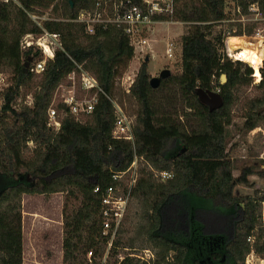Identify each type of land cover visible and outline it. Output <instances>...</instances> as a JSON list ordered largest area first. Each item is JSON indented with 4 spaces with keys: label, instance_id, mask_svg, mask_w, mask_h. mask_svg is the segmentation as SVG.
Wrapping results in <instances>:
<instances>
[{
    "label": "trees",
    "instance_id": "obj_1",
    "mask_svg": "<svg viewBox=\"0 0 264 264\" xmlns=\"http://www.w3.org/2000/svg\"><path fill=\"white\" fill-rule=\"evenodd\" d=\"M98 1L109 5L126 1L146 7L143 0H0V72L12 73L11 84L0 93V176L12 179L0 186V264H23V195L53 193L64 195L62 263L101 264L109 239L102 233L103 198L112 185L122 189L118 194L127 192L125 178L115 180L114 175L128 170L135 158L138 178L129 200L135 209L128 249H152L153 264H245L252 249L263 256L264 190L244 196L238 186L249 185L251 175L264 180V155L257 163L238 168L232 156L234 134L229 129L239 92L252 84L254 71L248 62L232 60L225 51L228 34L254 37L256 23L243 28L229 22L225 31L214 30L230 18L227 0H174L172 15H154L187 24L181 36V72L171 73L152 88L149 60L140 64L129 93L138 104L132 142L113 136L115 107L107 96L114 95L116 77L134 56L130 38L122 26L96 25L94 33H88L85 24L76 20L82 10L94 11ZM235 1L244 11L249 3H263ZM48 9L51 17L43 21V27L60 34L63 49L56 51L43 73L35 74L29 68L25 71L24 63L39 58L40 51L30 47L23 52L21 40L27 33L42 31L29 13L43 15ZM74 61L97 78L106 94H99L85 121L77 120L66 109L61 127L55 131L48 125L47 111L56 87L73 70ZM222 74L227 78L224 84L220 83ZM35 75L39 79L33 85L32 103L27 104L22 90L32 86ZM167 85L175 88L183 102L184 121L177 112V116L159 112L154 92ZM255 87L260 93L247 101L241 128L245 132L264 125V73ZM198 88L218 91L223 105L210 111L200 102ZM30 142L34 146L26 155ZM237 168L240 171L235 176ZM162 171L171 176L164 180L156 176ZM191 190L216 205L234 207V214L209 212L213 218H198L197 224L182 206L183 195ZM126 215L127 211L105 264H148L129 254L110 261L127 233ZM196 232L204 239H224L220 251L225 254L210 249L207 261V257L201 258L202 250L198 249L200 255L192 253L191 242L188 247L167 237V233L189 236ZM253 234L251 243L248 237ZM89 250L93 251L91 260Z\"/></svg>",
    "mask_w": 264,
    "mask_h": 264
},
{
    "label": "rangeland",
    "instance_id": "obj_2",
    "mask_svg": "<svg viewBox=\"0 0 264 264\" xmlns=\"http://www.w3.org/2000/svg\"><path fill=\"white\" fill-rule=\"evenodd\" d=\"M40 15V14H39ZM46 20L51 17L50 9L45 10L43 15H40ZM227 23H219L214 26L216 31H225L228 27ZM153 30V32H152ZM187 24L180 21H173L172 23H155L152 25V29L145 32L144 34L148 36L150 42L149 45L144 48L142 52L136 50L134 52L133 58L129 61L128 65L121 69L120 74L116 77V86L114 95L112 96L116 102H118L124 109V111L131 116L132 119L135 118L138 104L136 100L126 93L122 85L123 76H133L137 74L140 64L149 57L148 71L151 77L159 76V73L163 69H169L171 73L176 74L181 72V36L186 32ZM242 37V36H241ZM247 37V36H243ZM257 37V36H254ZM226 38V37H225ZM168 40H174L178 47L176 56L173 59L168 58L165 53V48ZM225 51L227 48L225 47ZM229 57V56H228ZM233 57V56H232ZM234 60V58H231ZM253 71L254 68L252 67ZM7 76H12V73L8 70L3 71ZM264 73V60L263 67L261 68V78ZM39 76L35 75L34 79L31 81V85L28 88H23L22 94L25 95L24 103H31L32 92L34 90L33 85L38 81ZM65 80V79H64ZM260 80L253 73V82L250 86L242 87L239 92V98L237 103L233 108V121L229 129H231L234 134V142L236 144L235 148L232 150V156L235 160L237 167H242L244 164L257 163L264 155V125L252 130L250 132H245L241 130L243 122L245 109L248 99L256 97L259 95L260 90L255 87ZM175 88L171 85H167L164 88H158L155 94V103L159 109L160 114L167 112L175 116L176 112L180 115L179 120H182V114L185 109L183 102L178 97L174 91ZM77 90L79 91L80 89ZM55 94V92H54ZM54 96V95H53ZM1 98V96H0ZM88 115L82 116L80 119L85 121L88 119ZM186 122V120H185ZM34 144L30 142L28 144L29 149L25 150V154H30V149H32ZM140 162L138 161V165ZM143 165L142 163L140 164ZM235 169L234 175L239 174V169ZM249 185H239L238 191L242 195L253 196L258 193L261 194L264 190V180L259 175H251L249 177ZM10 178L0 176V186H5L10 182ZM64 195L62 193H53L50 195H23L22 201V214H23V231L25 228V252L23 254L24 260L23 264H63V251H62V207H63ZM182 206L184 210L188 212L190 217H193L197 223L198 218H213L211 213L218 214H234L235 209L230 205L222 204L216 205L215 201L212 199L204 198L199 196L196 191H189L188 194H184L182 197ZM77 205L78 202H75ZM135 209V204L130 203L127 210V220L125 222V228L127 233H125L122 239V245L118 248V254L115 257H111L110 261L114 262L116 258L121 259V257L130 254L132 251L126 246L128 237L133 232V211ZM200 213L199 215H197ZM261 219L262 225L264 227V202L261 206ZM199 224V223H197ZM190 236V237H189ZM187 235L182 233L180 236H175V234L167 233V237L171 240L181 242L189 247L191 242L192 253L200 255L198 252L202 250L203 257L207 261H210V255L207 256V251L210 249H220L223 247L222 238H206L201 236V233L196 232L194 235ZM24 237V234H23ZM203 244V245H202ZM127 247V248H126ZM139 252V251H138ZM221 254H225L222 250ZM264 258V254L262 256ZM210 258V259H209Z\"/></svg>",
    "mask_w": 264,
    "mask_h": 264
},
{
    "label": "built area",
    "instance_id": "obj_3",
    "mask_svg": "<svg viewBox=\"0 0 264 264\" xmlns=\"http://www.w3.org/2000/svg\"><path fill=\"white\" fill-rule=\"evenodd\" d=\"M8 1V0H5ZM146 7L137 4H127L126 1L114 2L109 5L98 1L94 11L82 10L78 18L86 26L88 33H94L96 25L116 24L122 26L124 32L129 36L134 51L142 52L149 45V38L144 33L152 29L155 23L173 22V20L156 19L154 15H172L174 10V0H143ZM226 12L230 18L222 23H240L244 28L248 23H256L254 36L262 40L263 60H264V0L263 3H249L247 10L237 4L235 0L226 1ZM30 18L41 28V33H27L21 40V50L24 52L28 48L33 47V51L39 50L40 56L32 60L29 64V70L35 74H41L45 71L47 62L55 57L57 50H62L63 45L59 33H53L43 27L44 17L42 18L37 13H29ZM235 28V27H234ZM232 35H227L226 39ZM246 36V35H245ZM177 45L174 40H168L165 48V53L168 58L173 59L177 53ZM230 58L231 54L226 51ZM243 61V60H242ZM137 74L132 77L127 75L122 77V85L126 93H130V87L133 84ZM65 79V80H64ZM56 87L52 102L48 108V125L55 131L61 127L62 118L65 115L66 109L71 115H74L77 120L84 115H90L98 103L100 93H105L97 78L88 71L82 64L74 61V68L67 74ZM11 84V76H7L4 72H0V93L3 92ZM80 89L79 91L77 90ZM115 107V123L113 127V136L118 139H126L134 142L133 124L134 119L131 118L123 109V107L115 101L112 96L107 95ZM32 103V101H30ZM3 99L0 98V110ZM29 103V104H31ZM59 105H64L59 109ZM156 176L163 180L171 176L170 172H156ZM125 178L128 190L126 193L118 194L122 189L118 186H110L103 198V214L102 225L103 235L109 237L107 250L101 259V264H105L109 249L117 234L118 228L127 211L130 200V195L133 186L138 178L137 158L133 161L131 167L121 173L115 174L114 179ZM96 191L99 190L97 187ZM255 235L248 237V241L253 243ZM130 256L136 257L148 264H153L155 253L150 248H145L139 252H132ZM93 251L87 253L88 259L91 260ZM122 259V257H121ZM245 264H264V258L252 249L245 258Z\"/></svg>",
    "mask_w": 264,
    "mask_h": 264
},
{
    "label": "bare ground",
    "instance_id": "obj_4",
    "mask_svg": "<svg viewBox=\"0 0 264 264\" xmlns=\"http://www.w3.org/2000/svg\"><path fill=\"white\" fill-rule=\"evenodd\" d=\"M259 37L229 36L226 48L229 54L239 60L246 61L254 68V75L261 79L263 67V46Z\"/></svg>",
    "mask_w": 264,
    "mask_h": 264
},
{
    "label": "water",
    "instance_id": "obj_5",
    "mask_svg": "<svg viewBox=\"0 0 264 264\" xmlns=\"http://www.w3.org/2000/svg\"><path fill=\"white\" fill-rule=\"evenodd\" d=\"M148 60H149V57H146V61H148ZM30 61H31V59H29L28 61H26L24 63V70L25 71L29 67ZM170 74H171V72H170L169 69H163L159 73V76L151 77V79H150L151 87L152 88H157L160 85L161 80L169 77ZM226 81H227L226 75L222 74L220 76V83L224 84ZM197 94H198L200 102L202 104L208 106L210 111L218 109V108H220L223 105L222 97H221V95H220V93L218 91H204V90L198 88L197 89Z\"/></svg>",
    "mask_w": 264,
    "mask_h": 264
},
{
    "label": "crops",
    "instance_id": "obj_6",
    "mask_svg": "<svg viewBox=\"0 0 264 264\" xmlns=\"http://www.w3.org/2000/svg\"><path fill=\"white\" fill-rule=\"evenodd\" d=\"M166 23H172V22H166ZM152 32H153V30H152ZM23 234H24V237H23V248H24V252H25V228H24Z\"/></svg>",
    "mask_w": 264,
    "mask_h": 264
}]
</instances>
